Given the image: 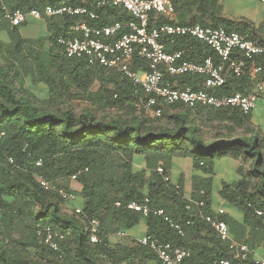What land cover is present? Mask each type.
<instances>
[{
  "label": "trees",
  "instance_id": "1",
  "mask_svg": "<svg viewBox=\"0 0 264 264\" xmlns=\"http://www.w3.org/2000/svg\"><path fill=\"white\" fill-rule=\"evenodd\" d=\"M95 1L0 0V32L8 36L7 43L0 36V264H161L133 237L115 243L107 237L125 234L140 222L146 227L145 235L188 251L183 264L236 262L235 252L205 222L209 215L224 221L231 238L248 246L250 254L242 264H254L253 245L258 240L264 243V137L252 126L251 113L164 105L160 117H147L138 109L146 97L129 79L89 66L83 59L65 57L56 39L71 35L70 27L79 18L39 21L46 30L38 39L43 42L42 51L27 49L38 40L20 34L28 20L12 27L4 19L6 11L28 13L62 2L86 5ZM173 4L179 25L224 28L255 40L246 29H234L232 21L218 16L216 2L173 0ZM97 15L90 22L94 26L131 19L123 9L112 6L103 7ZM156 21L174 23L162 16ZM165 49L183 51L188 61L217 60L209 47L187 37L165 40ZM144 64L138 66L145 70ZM260 65L264 72V58ZM30 76L45 87L46 97L24 84ZM166 78L181 89L201 85V80L190 75ZM253 85L249 77L228 76L218 94L247 95ZM70 99L86 104L76 111ZM174 158L190 159L192 169L205 174H212L217 159L239 161V179L224 184L219 194L243 213L242 222L212 209L210 179L200 180L190 199L184 197L181 178L165 182L156 168L161 163L167 171ZM73 175L82 187L77 194L69 189ZM35 177L74 194L76 202H64L42 189ZM145 199L150 208L147 216L126 208L130 202L141 204ZM76 207L81 214L75 213ZM158 210L181 225L182 236L154 213ZM257 211L263 215L257 216ZM92 219L100 223V242L95 244L89 241ZM48 232L56 235L58 251L44 243Z\"/></svg>",
  "mask_w": 264,
  "mask_h": 264
},
{
  "label": "built area",
  "instance_id": "2",
  "mask_svg": "<svg viewBox=\"0 0 264 264\" xmlns=\"http://www.w3.org/2000/svg\"><path fill=\"white\" fill-rule=\"evenodd\" d=\"M216 2L220 0H202ZM264 3V0H260ZM112 6L123 9L131 19L126 23L110 22L104 26H94L92 21L98 19L97 11L103 7ZM69 16L79 18V22L70 27L67 37H58L56 43L63 48L68 59H83L89 66H99L108 71L119 73L129 79L134 86L141 89L146 101L138 106L142 113L150 118L161 116V106L184 105L189 108L210 107L214 109L235 108L244 115L250 114L258 101L261 85L256 84L254 90L243 95L235 93L230 96L218 94L226 84L228 76L235 78L249 77L256 79L263 71L260 60L264 58V45L252 40L247 33L227 31L224 28L210 26L179 25L175 22L173 0H97L86 5H71L62 2L58 7L47 6L43 10H31L28 13L19 10L6 11L4 19L17 27L29 18L34 21H44L47 18ZM174 21L173 24H158V17ZM124 29L126 32H124ZM187 37L201 42L211 49L217 60L207 57L201 62L188 61L183 51L167 52L165 40ZM145 63L144 67L138 66ZM138 66V67H137ZM190 75L197 77L200 88H179L175 82L166 76L180 77ZM11 162V160H10ZM41 162L36 165L40 166ZM156 171L169 181V174L160 163ZM73 175L70 181H76ZM39 186L57 194L64 202L75 203L77 197L57 188L41 177H35ZM203 192H201L202 194ZM119 206V204H116ZM199 202V206H203ZM127 209L147 216L150 213L147 199L143 203L130 202ZM76 214H81V208H75ZM162 216L169 226L182 236L181 225L171 220L163 210L154 212ZM218 210V215L223 214ZM262 216L261 212H256ZM205 222L210 224L220 239L228 243L230 250L236 254V262L221 260L219 264H242L250 254L245 243L236 242L230 236L228 226L224 221L212 216H205ZM100 223L89 221V241L99 243ZM124 236V234H121ZM51 233H47L44 243L53 251L59 247ZM59 239H62L60 236ZM134 243L148 247L161 264H183L189 252L173 247L150 235L132 238ZM254 264H264V261L254 258Z\"/></svg>",
  "mask_w": 264,
  "mask_h": 264
},
{
  "label": "crops",
  "instance_id": "3",
  "mask_svg": "<svg viewBox=\"0 0 264 264\" xmlns=\"http://www.w3.org/2000/svg\"><path fill=\"white\" fill-rule=\"evenodd\" d=\"M217 14L218 16L232 21L234 24H232L234 29H241V30H247L253 38L259 43H264V3H262L260 0H220L217 4ZM212 11V10H211ZM214 14V13H212ZM176 14L174 16V20L176 22ZM212 20L215 21V14ZM35 25H41L40 22L34 21L33 19H28V28H33ZM247 25V26H246ZM34 29H32L33 31ZM21 34V31H20ZM23 37V34L21 35ZM44 36V34H43ZM24 38V37H23ZM26 39V38H25ZM252 80V79H251ZM254 86L256 84L261 85L262 90L258 93V99L264 98V72H262L260 75L257 76L256 79L252 80ZM260 108H258L259 110ZM264 109V107H262ZM251 124L252 126L259 132V126L256 123V119L260 117V115L256 114L255 111L251 112ZM260 134V133H259ZM261 135V134H260ZM263 136V135H261ZM264 137V136H263ZM176 159V158H174ZM174 159L171 162V166L167 169H171V180L173 182L177 181L179 178L183 180V191L185 194L186 199H190L192 193L196 190L195 185H200V180L203 179H210L212 182V209L216 212L218 210L225 211V214L234 219L237 222H242L243 220V213L237 210L235 207L231 206L234 210V214H228L225 210V206L229 205L220 197V190L224 184H231L232 182L239 179V176L237 174V170L240 167V162L235 161L230 158H222L227 159V161H224L225 165H222L216 169V163L217 161H221L222 159H217L213 163L212 167V174H205L202 173V171H195L192 169V162L190 159H184L189 161V168L191 173V184L190 187L187 188L185 184V178L184 173L182 171H178L177 174H172V170L175 167ZM178 159V158H177ZM182 159V158H180ZM194 182V184H193ZM193 184V185H192ZM81 185L76 181H70L69 182V189L74 193H80L81 192ZM187 196V197H186ZM146 233V227L143 222H140L136 227L132 228L131 230H128L124 236H121L120 234L112 235L108 234L107 237L109 238V241L112 243L123 241V238L126 236L133 237V238H139ZM247 238V237H246ZM253 257L255 259H260L264 261V252L259 256L255 253L253 249Z\"/></svg>",
  "mask_w": 264,
  "mask_h": 264
},
{
  "label": "rangeland",
  "instance_id": "4",
  "mask_svg": "<svg viewBox=\"0 0 264 264\" xmlns=\"http://www.w3.org/2000/svg\"><path fill=\"white\" fill-rule=\"evenodd\" d=\"M32 29H34L32 31ZM46 33V30L44 28V25H35L33 28H28V25L27 27H25L24 29L21 30V35L23 34V37L26 38V39H30V40H33V39H40V38H43V34L45 35ZM0 36L2 37V40L4 42H8V36H7V33L4 31L0 32ZM44 48L43 46V42L42 44H40V41H36L34 43H30L27 45V49H36V50H39V51H42V49ZM24 84L26 86H29L31 87V92L33 93H36L37 95H39V97H46V90H45V87L36 79V77H27L25 78L24 80ZM68 103L73 106L75 108L76 111H79L85 104V100H79V99H70V100H67ZM262 107H264V98L263 99H258L257 103H256V108L253 110L255 111L256 114L260 115V117H258L256 119V123L258 124L259 126V133L261 135L264 136V109H262ZM258 108H260L258 110ZM252 111V112H253ZM224 161H227V159H222L221 161H217L216 163V169H218V167L222 166V165H225L226 163ZM189 161L187 160H184L183 158L180 159V158H176L174 159V164H175V167L173 168V172L172 174H177L178 175V171H182L184 173V178H185V184H186V187L189 188L190 187V184H191V173H190V168H189ZM225 163V164H223ZM245 166V164H244ZM170 168L167 169V173L169 174V177H171V172H170ZM194 184V182H193ZM192 184V185H193ZM198 184V183H196ZM187 197V196H186ZM81 201H79L80 203ZM225 210L228 214H234V210L232 209V207L230 205H226L225 207ZM225 213V211H224ZM234 220V219H233ZM254 251L257 255H261L263 252H264V243L262 240H258L256 243H254Z\"/></svg>",
  "mask_w": 264,
  "mask_h": 264
}]
</instances>
